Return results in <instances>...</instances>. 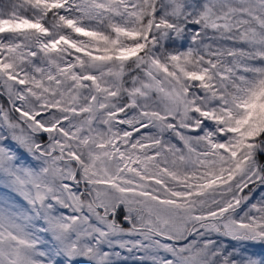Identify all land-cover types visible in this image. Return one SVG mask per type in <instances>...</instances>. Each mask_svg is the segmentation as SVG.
I'll list each match as a JSON object with an SVG mask.
<instances>
[{
	"label": "snow or ice",
	"instance_id": "obj_1",
	"mask_svg": "<svg viewBox=\"0 0 264 264\" xmlns=\"http://www.w3.org/2000/svg\"><path fill=\"white\" fill-rule=\"evenodd\" d=\"M0 264H264V0H0Z\"/></svg>",
	"mask_w": 264,
	"mask_h": 264
},
{
	"label": "trees",
	"instance_id": "obj_2",
	"mask_svg": "<svg viewBox=\"0 0 264 264\" xmlns=\"http://www.w3.org/2000/svg\"><path fill=\"white\" fill-rule=\"evenodd\" d=\"M0 103H4V98L0 97Z\"/></svg>",
	"mask_w": 264,
	"mask_h": 264
}]
</instances>
